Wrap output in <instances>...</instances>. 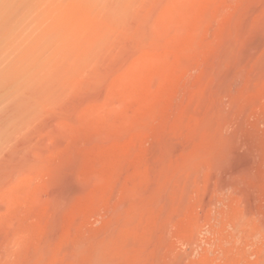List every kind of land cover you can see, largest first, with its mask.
Masks as SVG:
<instances>
[{"label": "rangeland", "instance_id": "374dc122", "mask_svg": "<svg viewBox=\"0 0 264 264\" xmlns=\"http://www.w3.org/2000/svg\"><path fill=\"white\" fill-rule=\"evenodd\" d=\"M0 264H264V0H0Z\"/></svg>", "mask_w": 264, "mask_h": 264}]
</instances>
